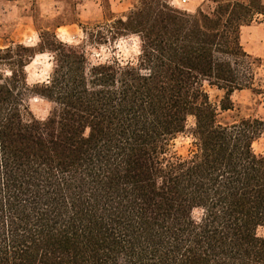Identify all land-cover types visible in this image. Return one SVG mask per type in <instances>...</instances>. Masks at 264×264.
I'll use <instances>...</instances> for the list:
<instances>
[{
  "label": "trees",
  "instance_id": "obj_1",
  "mask_svg": "<svg viewBox=\"0 0 264 264\" xmlns=\"http://www.w3.org/2000/svg\"><path fill=\"white\" fill-rule=\"evenodd\" d=\"M213 2L210 18L140 0L121 26L144 33L147 78L101 67L86 81L83 58L43 33L67 71L40 91L63 108L55 122L22 124L0 86V264H264V116L219 121L235 92L264 106L263 60L240 29L264 9ZM207 89L223 93L217 104ZM186 131L198 151L161 169Z\"/></svg>",
  "mask_w": 264,
  "mask_h": 264
},
{
  "label": "clouds",
  "instance_id": "obj_2",
  "mask_svg": "<svg viewBox=\"0 0 264 264\" xmlns=\"http://www.w3.org/2000/svg\"><path fill=\"white\" fill-rule=\"evenodd\" d=\"M241 2L250 7V0ZM258 3L264 9V0ZM140 7V0L123 5L117 0H0V86L8 87L17 97L15 108L21 123L55 122L63 108L57 99L40 91L51 89L59 74L67 71L59 59L60 49L45 46V32L52 33L65 52L83 58L86 81L95 79V70L101 67L114 70L117 77L128 72L150 77L152 67L146 59L144 33L121 26ZM165 7L185 16L205 14L211 18L217 4L213 0H162L161 8ZM240 29L242 33L264 29V10H253L250 23L241 24ZM18 49L30 51L20 54ZM14 76L18 82L13 88ZM190 127L194 129L195 123ZM176 143L175 138L171 139L157 157L161 169L191 160L198 151V136L192 132L186 131L180 140L188 151H177ZM205 216L206 209L200 208L192 218L201 224Z\"/></svg>",
  "mask_w": 264,
  "mask_h": 264
},
{
  "label": "rangeland",
  "instance_id": "obj_3",
  "mask_svg": "<svg viewBox=\"0 0 264 264\" xmlns=\"http://www.w3.org/2000/svg\"><path fill=\"white\" fill-rule=\"evenodd\" d=\"M121 5L126 4L129 0H117ZM191 3V0H190ZM72 22H75L74 20ZM241 44L244 50L250 55L263 60L262 66L259 69V75H264V29L250 32H241ZM209 98L212 103L217 104L221 99L223 93L216 89H207ZM231 100L234 104L232 111L220 114L219 121L221 123H231L235 120L246 118L250 116H264V106L257 103L252 94L249 91L235 92L231 96ZM193 123L192 119L188 120V126ZM182 136L178 137L176 145L174 147L177 151H188L185 146L180 143ZM261 143L255 145V149L259 150Z\"/></svg>",
  "mask_w": 264,
  "mask_h": 264
}]
</instances>
